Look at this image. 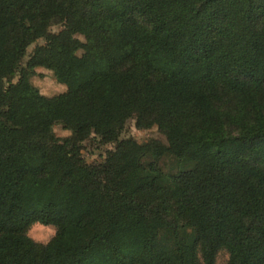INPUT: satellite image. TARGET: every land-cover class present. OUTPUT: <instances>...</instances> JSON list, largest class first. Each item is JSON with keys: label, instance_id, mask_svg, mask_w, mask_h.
I'll list each match as a JSON object with an SVG mask.
<instances>
[{"label": "trees", "instance_id": "obj_1", "mask_svg": "<svg viewBox=\"0 0 264 264\" xmlns=\"http://www.w3.org/2000/svg\"><path fill=\"white\" fill-rule=\"evenodd\" d=\"M38 66L76 85L44 96ZM129 119L166 143L122 138ZM92 135L114 147L87 163ZM34 222L56 228L50 241L27 235ZM219 251L264 264V0H0V264Z\"/></svg>", "mask_w": 264, "mask_h": 264}, {"label": "rangeland", "instance_id": "obj_2", "mask_svg": "<svg viewBox=\"0 0 264 264\" xmlns=\"http://www.w3.org/2000/svg\"><path fill=\"white\" fill-rule=\"evenodd\" d=\"M61 29V25H52L49 28L50 32L57 33ZM44 43V39L38 38L26 49V54L23 57L21 64L24 66L29 59L30 54L36 45ZM17 80V77L13 79V82ZM30 82L38 89L40 94L51 97L53 95L65 92L67 89L76 85L73 77L56 76L49 69L38 66L35 67L34 73L30 77ZM53 131L57 137L63 138L70 134V131L65 129L61 124H56L53 127ZM121 137H131L138 143H145L149 140L156 139L162 143H166L165 136L153 126L147 129H138L135 127L134 120L129 119L124 127ZM81 154L87 163H96L103 160L108 150H112L113 144H102L99 138L96 136H90L88 139L82 142ZM174 160L166 158L164 165L167 169L174 165ZM113 237L117 241L124 239V233L120 224L113 227ZM56 228L50 224H42L39 222L32 223L27 229V235L35 242L45 244L52 239L55 235ZM75 252H68L64 254V258L67 264H73ZM227 253L225 251H219L217 254L215 264H226Z\"/></svg>", "mask_w": 264, "mask_h": 264}]
</instances>
